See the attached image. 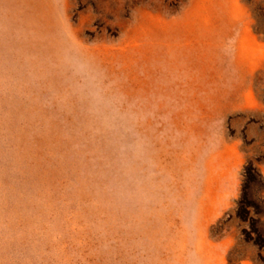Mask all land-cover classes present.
Listing matches in <instances>:
<instances>
[{
    "label": "rangeland",
    "instance_id": "374dc122",
    "mask_svg": "<svg viewBox=\"0 0 264 264\" xmlns=\"http://www.w3.org/2000/svg\"><path fill=\"white\" fill-rule=\"evenodd\" d=\"M254 148L264 0H0V264H228Z\"/></svg>",
    "mask_w": 264,
    "mask_h": 264
},
{
    "label": "trees",
    "instance_id": "16d2710c",
    "mask_svg": "<svg viewBox=\"0 0 264 264\" xmlns=\"http://www.w3.org/2000/svg\"><path fill=\"white\" fill-rule=\"evenodd\" d=\"M242 172L241 192L232 209L212 227L213 238L233 236L235 244L227 256L228 264H264V151L252 149ZM251 151H245L249 153Z\"/></svg>",
    "mask_w": 264,
    "mask_h": 264
}]
</instances>
